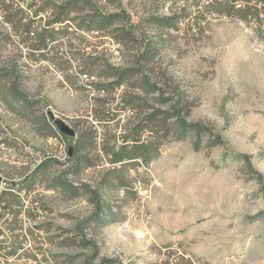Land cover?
I'll return each mask as SVG.
<instances>
[{
  "label": "rangeland",
  "instance_id": "rangeland-1",
  "mask_svg": "<svg viewBox=\"0 0 264 264\" xmlns=\"http://www.w3.org/2000/svg\"><path fill=\"white\" fill-rule=\"evenodd\" d=\"M97 1L108 11L117 9L108 0ZM141 1L117 0V4L137 23L143 15ZM30 2L20 8L30 12ZM2 28L10 31L8 25ZM182 28L164 36L150 66L158 78L166 74L185 93L192 103L189 120L210 126L223 143L208 148L206 135L198 150L192 136L165 145L148 166L140 164L130 171L135 197L113 193L119 220L86 229L87 237L99 247V263L107 258L122 264H264V40L245 21L216 13L208 14L200 28L187 24ZM71 32L77 48L96 49L117 65L128 62V53L111 36L75 26ZM12 39L3 48L4 58L17 52L19 39L16 35ZM61 40L60 50L71 56L66 37ZM22 64L25 89L42 101L48 115L52 111L72 127L78 118L93 120L97 93L90 82L95 76L81 74L70 84L51 63L28 58ZM77 71L73 67L69 72L77 75ZM130 117L129 111L122 113L120 125ZM122 131L113 121L108 133ZM104 134L100 129V143ZM0 135L17 142V150L11 148L1 160L6 167L14 164L15 155L37 164L39 157L31 156V150L41 157L59 155L64 146L58 138L39 136L28 122L5 109H0ZM247 158L261 176L250 170ZM98 170H90L85 178H98ZM24 200L29 210L40 208L36 219L26 221L29 228L39 230V237L27 236L19 243L18 256L7 260L0 256V264H58L55 258L60 255L81 253L83 259L90 254L89 249L43 240L48 235L78 234V224L92 210L85 198L67 200L41 186ZM45 222L51 224L49 232L39 227Z\"/></svg>",
  "mask_w": 264,
  "mask_h": 264
},
{
  "label": "trees",
  "instance_id": "trees-1",
  "mask_svg": "<svg viewBox=\"0 0 264 264\" xmlns=\"http://www.w3.org/2000/svg\"><path fill=\"white\" fill-rule=\"evenodd\" d=\"M22 1L0 0L1 105L7 112L28 122L39 136L58 138L64 146L59 155L47 154L41 162L33 165L29 162V166L18 172L24 175L21 190L33 194L38 187L45 186L64 199L85 198L91 205L90 214L77 226L78 234H55L43 238L46 242L58 241L60 246L90 250L83 259L81 253L60 255L55 258L56 262L57 259L60 261L58 264H122L107 258L97 262L99 247L87 237L85 230L119 220L118 205L112 195L121 191L126 197L136 196L130 171L140 164L148 166L173 140L192 136L197 150L206 135H209L205 144L208 148L223 143L222 137L210 126L189 120L192 103L185 93L174 86L166 74L158 78L150 66L160 52L164 36L180 32L183 24L190 29L200 28L208 14L216 13L245 21L264 40V0H196L193 4L180 3L181 0L169 4L164 0H142L143 15L137 23L133 22L129 12L119 7L117 0H108L117 6L114 11L106 10L97 0H31L29 7L30 11L34 10L33 15L27 12L28 9L20 8ZM189 6L194 10L189 11ZM2 24L8 25L10 31L6 32ZM72 26L83 32L98 31L111 36L128 53V62L117 65L96 49L77 48L71 40ZM12 35L19 39L15 45L17 52L4 58L3 48L8 42L13 43ZM65 37L71 56L60 50L61 39ZM28 58L58 67L70 84L81 74L86 78L96 77L90 82L97 93L96 105L91 111L93 120L88 117L75 120V137L61 133L43 110L42 101L25 89L27 75L22 60ZM73 67H77V75L69 72ZM119 89H122L121 101L114 108ZM128 111L131 117L122 127L119 116ZM113 121L117 128L124 130L119 135L108 133ZM100 129L105 132L101 143ZM5 141L8 147L17 150L15 140ZM70 147H73L72 154L69 153ZM105 163L107 167H103ZM247 166L261 176L248 158ZM93 169H99L98 178L86 179L87 173ZM20 192L7 189L1 194L13 215L9 227L18 243L16 253L21 251L19 243L27 238V234L39 237V230L36 232L31 227L27 234L22 233L24 220L19 215L24 210L19 204ZM15 204H18L16 208ZM39 206L47 211L44 204ZM39 213L37 206L25 211L29 219H36ZM50 225L45 222L39 227L49 232ZM16 230L22 232L16 233ZM0 256L7 258L4 246H0Z\"/></svg>",
  "mask_w": 264,
  "mask_h": 264
},
{
  "label": "built area",
  "instance_id": "built-area-1",
  "mask_svg": "<svg viewBox=\"0 0 264 264\" xmlns=\"http://www.w3.org/2000/svg\"><path fill=\"white\" fill-rule=\"evenodd\" d=\"M25 1L26 0H23V2H21V5ZM29 13L33 15L31 11ZM0 109H6L4 105H1V101H0ZM55 117H57V115H55ZM8 133L10 132L8 131ZM9 153H11V150L6 149L5 135H0V246H4L6 248V253H7L6 260L18 256L20 251L16 253L18 245L17 242H13L15 241V239L9 227V222L12 220L13 215L12 212L9 209H7L6 203L1 198V194L3 193V191L7 189H12L19 192L21 191L19 204L23 205L24 211L20 213L19 217L24 220V227H23V232L21 230H16V233L17 231H19L22 232L23 234H27L26 232L29 227L26 225V221L28 222L33 221V219H29L25 215V211L26 212L29 211V208H27L28 207L27 202L24 200L26 197L30 198V196H32V193L23 192V190H21L22 189L21 185L23 182L24 175H20L19 173H16L17 171L22 172L24 166L27 165L29 166V159H24L21 156L15 155L13 161L14 164H12L11 167H6L4 161L1 160H3V156L8 155ZM31 156L39 157V162H41L45 157V156L42 157L39 156L38 154H36V152H33L32 150H31ZM36 191L37 190H35V192ZM35 192L33 194H35ZM17 205L15 204L14 208H16Z\"/></svg>",
  "mask_w": 264,
  "mask_h": 264
},
{
  "label": "water",
  "instance_id": "water-1",
  "mask_svg": "<svg viewBox=\"0 0 264 264\" xmlns=\"http://www.w3.org/2000/svg\"><path fill=\"white\" fill-rule=\"evenodd\" d=\"M49 115L53 119L54 124L61 133L67 136H72V137L76 136V130L70 124H68L63 118L55 117L53 112H50ZM72 151H73V147H70L69 153L72 154Z\"/></svg>",
  "mask_w": 264,
  "mask_h": 264
},
{
  "label": "bare ground",
  "instance_id": "bare-ground-1",
  "mask_svg": "<svg viewBox=\"0 0 264 264\" xmlns=\"http://www.w3.org/2000/svg\"><path fill=\"white\" fill-rule=\"evenodd\" d=\"M6 149H11V147H8V144L7 143H6ZM23 192H25V191H23Z\"/></svg>",
  "mask_w": 264,
  "mask_h": 264
}]
</instances>
